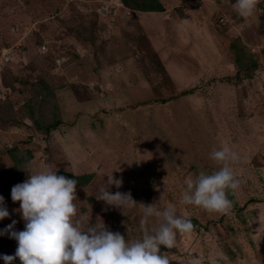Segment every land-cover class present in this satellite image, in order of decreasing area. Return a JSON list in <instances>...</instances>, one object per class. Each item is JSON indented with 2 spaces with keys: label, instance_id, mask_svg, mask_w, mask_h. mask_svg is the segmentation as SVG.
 <instances>
[{
  "label": "rangeland",
  "instance_id": "1",
  "mask_svg": "<svg viewBox=\"0 0 264 264\" xmlns=\"http://www.w3.org/2000/svg\"><path fill=\"white\" fill-rule=\"evenodd\" d=\"M158 1L0 0V230H24L12 188L50 166L80 177L79 214L126 240L142 204H174L194 230L162 247L171 264H264V0L247 18L236 0ZM222 146L241 157L230 213L180 204ZM112 172L138 203L125 214L95 198ZM16 248L0 236V255Z\"/></svg>",
  "mask_w": 264,
  "mask_h": 264
},
{
  "label": "clouds",
  "instance_id": "2",
  "mask_svg": "<svg viewBox=\"0 0 264 264\" xmlns=\"http://www.w3.org/2000/svg\"><path fill=\"white\" fill-rule=\"evenodd\" d=\"M258 0H236L234 8L244 18L253 15ZM210 159L218 165L211 173L201 171L194 179L186 180L180 204L191 205L210 214H229L232 200L241 187V180L232 165L241 161L229 146L214 149ZM28 173V178L11 191L13 202H19L18 212L25 222L24 230L16 231L13 220L0 236L8 235L17 242L14 255H0L5 264H171L164 249L175 246L177 234H191L190 219L177 215L174 204L163 209L157 203L142 204L139 220L140 239L126 240L119 232L110 231L99 216L93 224L87 215L78 213L75 201L78 181L58 175L50 166ZM76 175V173H74ZM122 179L113 172L107 175L106 186L98 188L95 198L123 214L137 206L130 192L112 193L109 188L122 187ZM10 217L5 199L0 196V220ZM156 218L157 224L152 225ZM191 264H199L193 258Z\"/></svg>",
  "mask_w": 264,
  "mask_h": 264
},
{
  "label": "trees",
  "instance_id": "3",
  "mask_svg": "<svg viewBox=\"0 0 264 264\" xmlns=\"http://www.w3.org/2000/svg\"><path fill=\"white\" fill-rule=\"evenodd\" d=\"M151 9H153V11H164V9L162 8V4L158 1V0H151ZM80 177L76 178V180H78Z\"/></svg>",
  "mask_w": 264,
  "mask_h": 264
},
{
  "label": "built area",
  "instance_id": "4",
  "mask_svg": "<svg viewBox=\"0 0 264 264\" xmlns=\"http://www.w3.org/2000/svg\"><path fill=\"white\" fill-rule=\"evenodd\" d=\"M11 53L10 49L4 50L3 56L5 57V61L8 62L10 60L9 55Z\"/></svg>",
  "mask_w": 264,
  "mask_h": 264
}]
</instances>
